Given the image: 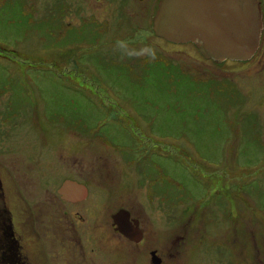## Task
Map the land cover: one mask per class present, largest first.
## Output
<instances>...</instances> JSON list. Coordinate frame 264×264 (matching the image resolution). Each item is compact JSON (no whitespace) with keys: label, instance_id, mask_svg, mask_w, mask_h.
<instances>
[{"label":"rangeland","instance_id":"rangeland-1","mask_svg":"<svg viewBox=\"0 0 264 264\" xmlns=\"http://www.w3.org/2000/svg\"><path fill=\"white\" fill-rule=\"evenodd\" d=\"M122 2L0 0L4 162L15 173L43 163L28 172L30 188L39 178L50 186L53 165L54 185L106 177L95 199L140 204L150 247L181 236L175 264H264V47L248 60L214 61L157 37L145 0L117 13ZM16 122L30 131L14 133ZM49 216L35 256L76 262L73 233Z\"/></svg>","mask_w":264,"mask_h":264},{"label":"flooded vegetation","instance_id":"flooded-vegetation-1","mask_svg":"<svg viewBox=\"0 0 264 264\" xmlns=\"http://www.w3.org/2000/svg\"><path fill=\"white\" fill-rule=\"evenodd\" d=\"M148 1L142 2V12L145 13L147 11L148 17L151 14V18H148V20L151 22V30L155 33L153 21L159 0H152L151 3ZM123 2L128 3L129 0H123ZM260 2L263 11V28L259 47L253 57L257 53L261 54L264 47V0H260ZM125 3H120L116 6L114 4V9L116 8L117 13L118 11L119 13L124 11ZM151 6L153 8L149 10ZM160 38L169 43H174L163 37ZM188 43L191 44L192 42ZM13 125L12 128L11 124V128L14 133H17L18 127L20 130L23 128V125L18 122ZM29 131L30 129L22 130L18 134L21 135L24 132L27 134ZM1 137H4V135ZM7 138L9 137L7 136ZM7 138L6 140L11 141L10 138ZM4 139L0 140V264H42L39 257L35 256V254H38L37 245L39 246V242L42 239L40 232L42 227L38 225L40 218L43 219V216L48 214L50 215V219L48 218L47 222L48 225L51 226L52 219H57V223L61 222L64 230H67L69 234L73 233L72 237H69V241L76 247L80 257H78L79 259L76 262L73 261L68 264H112V262L97 259V255L103 254L111 256L110 258L116 254L118 259L122 258L120 260L121 264L176 263L173 260H175L176 255L181 253L178 246L185 242H177L179 238L181 239V236L175 237L174 235L169 247L166 246L167 248L164 247L163 250H160L159 247H150L154 236L151 233L150 238L146 241L148 229L147 226H144V219L141 218L142 215L140 214L141 211L139 208H135L141 207L140 204L132 206L124 202L125 200H121L118 204L115 203L116 200L110 199L105 194L103 198L95 199L94 195L100 196V189H107L105 184L106 177L100 179L101 181L105 180V183L99 182L96 185V182L92 180L87 183L85 179L65 176L58 185H54L55 181L58 182L60 176L58 168H54L53 165L50 170L49 167H46L47 171L44 172L50 186L43 188L44 184L39 178L33 181L37 182L38 186L30 188L28 187L31 183H28V172L40 170L43 168L41 167L43 163L30 162V165L33 166L29 168V164H27L26 169H23L22 173L21 171L17 173L11 171L8 163L4 162V155L11 148V145L6 143V141L4 142ZM21 139L22 137H20V141L25 138ZM14 146L12 148L16 149ZM70 170L75 171V168ZM82 172H85V170ZM66 180L76 182L82 186V189L77 188L69 195H63L60 192V188ZM43 189L45 194L50 192V195L44 197L45 195L43 196L41 193ZM96 189L99 190L98 193L95 192ZM13 191H15V195ZM93 201L94 204H92ZM118 213L122 215L121 219L115 218ZM120 223L125 225L124 231L121 230ZM86 239H91L93 242L90 241L89 244ZM87 244H89L88 247ZM109 244L110 246L108 247ZM173 249L176 250L174 251ZM132 258L133 260H131Z\"/></svg>","mask_w":264,"mask_h":264},{"label":"water","instance_id":"water-1","mask_svg":"<svg viewBox=\"0 0 264 264\" xmlns=\"http://www.w3.org/2000/svg\"><path fill=\"white\" fill-rule=\"evenodd\" d=\"M263 12L260 0H159L155 34L174 43L192 42L214 61L248 60L260 44ZM82 186L66 180L60 192ZM115 218H122L117 214ZM124 224L120 228L124 231Z\"/></svg>","mask_w":264,"mask_h":264},{"label":"bare ground","instance_id":"bare-ground-1","mask_svg":"<svg viewBox=\"0 0 264 264\" xmlns=\"http://www.w3.org/2000/svg\"><path fill=\"white\" fill-rule=\"evenodd\" d=\"M262 12H263V11H262ZM143 32H144V33H146V34H148V33H147V31H143V30H142V31H140V33H143Z\"/></svg>","mask_w":264,"mask_h":264}]
</instances>
